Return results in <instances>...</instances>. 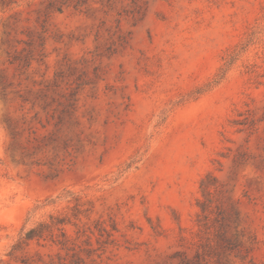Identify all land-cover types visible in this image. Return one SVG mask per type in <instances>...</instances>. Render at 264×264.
I'll return each instance as SVG.
<instances>
[{
  "label": "rangeland",
  "instance_id": "374dc122",
  "mask_svg": "<svg viewBox=\"0 0 264 264\" xmlns=\"http://www.w3.org/2000/svg\"><path fill=\"white\" fill-rule=\"evenodd\" d=\"M177 252L264 264V0H0V264Z\"/></svg>",
  "mask_w": 264,
  "mask_h": 264
},
{
  "label": "trees",
  "instance_id": "16d2710c",
  "mask_svg": "<svg viewBox=\"0 0 264 264\" xmlns=\"http://www.w3.org/2000/svg\"><path fill=\"white\" fill-rule=\"evenodd\" d=\"M42 229H43V224L41 223L33 227H29L27 229H24V228L21 229L13 246L20 247L23 244H26L29 240L39 237L41 235ZM203 254L204 253L196 252L193 255V257L189 258L184 252H177V255L180 257V264H200V259L203 258L202 257ZM218 264H221V263H218Z\"/></svg>",
  "mask_w": 264,
  "mask_h": 264
}]
</instances>
